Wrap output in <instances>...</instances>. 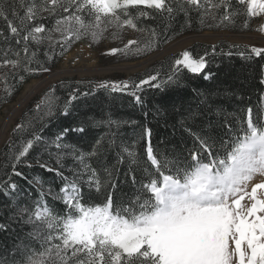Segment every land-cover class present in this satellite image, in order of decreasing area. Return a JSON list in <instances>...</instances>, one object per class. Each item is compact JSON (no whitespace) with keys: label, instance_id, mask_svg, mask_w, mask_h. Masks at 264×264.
<instances>
[{"label":"trees","instance_id":"obj_1","mask_svg":"<svg viewBox=\"0 0 264 264\" xmlns=\"http://www.w3.org/2000/svg\"><path fill=\"white\" fill-rule=\"evenodd\" d=\"M127 21L138 35L125 60H136L184 34L250 31L255 17L248 0H119L109 13L89 0H0V64L14 66L2 78L9 94L0 108L86 32ZM183 55L201 68L183 64ZM43 97L0 147V264L41 253L75 205L135 219L158 205L151 184L166 176L185 183L197 167L223 164L264 129V48L196 42L116 83L70 78ZM38 208L46 209L40 218ZM71 264L161 263L141 248L120 251L114 263L78 254Z\"/></svg>","mask_w":264,"mask_h":264},{"label":"rangeland","instance_id":"obj_2","mask_svg":"<svg viewBox=\"0 0 264 264\" xmlns=\"http://www.w3.org/2000/svg\"><path fill=\"white\" fill-rule=\"evenodd\" d=\"M248 1L250 12L255 17L252 30L238 33L207 30L178 36L161 48L165 47L162 57L153 61L156 58L151 56L148 65L136 70L122 68L141 62L161 49L140 59L125 60L127 48L138 35L135 27L129 21L106 30L105 23L97 25L86 32L84 40L74 44L55 67L29 80L12 102L0 108L1 127L5 115L21 100L25 90L43 79V83L14 114L0 147L10 137L26 106L30 102L32 105L41 102L47 88L63 80L108 79L116 83L167 55L177 52L182 55L185 48L196 42L217 44L227 41L264 48V0ZM89 2L103 13H109L119 5V0ZM204 33L217 36L215 39H202L199 34ZM241 35L255 38H242ZM184 37L192 39L178 46L172 45ZM167 47H170L169 50ZM77 50H81L83 60L67 62L68 71L58 73L62 68L67 69L64 62L67 55ZM182 62L192 70H199L202 66V62L189 60L184 55ZM70 67L78 69L71 70ZM13 68L10 63L0 64V102L9 94L2 78L6 71ZM148 156L155 161L149 150ZM166 180L177 183L181 191L174 193L162 188ZM150 188L158 205L150 214L131 220L114 215L109 206L75 205L76 212L65 221L62 231L52 235L50 244L41 253L31 256L25 264H71L72 258L78 254L92 259L102 257L114 263L120 251L135 252L141 248L157 255L161 264H264V129L252 131L250 138L242 142L223 164L201 165L185 183L166 177L158 185L151 184ZM73 192L72 187L64 191L68 203H72ZM196 193L201 194L203 201L196 198ZM45 213L46 209L38 208L36 216L40 218ZM238 218L245 221L247 229L244 232L238 226ZM47 229L54 231V225Z\"/></svg>","mask_w":264,"mask_h":264},{"label":"bare ground","instance_id":"obj_3","mask_svg":"<svg viewBox=\"0 0 264 264\" xmlns=\"http://www.w3.org/2000/svg\"><path fill=\"white\" fill-rule=\"evenodd\" d=\"M225 35V34H223ZM229 34H226L227 37ZM199 36L202 38V39H215V37L217 36V34H202ZM219 36V35H218ZM242 36V35H241ZM193 38L194 37H198V36H192ZM192 37H184V38H180L179 40H177L176 42H174L172 45H180L182 42H184L185 40H189V39H192ZM199 37V38H200ZM221 37V36H220ZM237 37V36H236ZM243 37H250V38H255V36H252V35H243ZM241 38V37H240ZM262 39V38H261ZM170 45V47L172 46ZM170 47H167L166 49L169 50ZM153 57V56H152ZM152 58H147L141 62H138L136 64H131L130 66H125L123 67L122 69L124 70H136V68H141L143 67L145 64H147ZM79 60H83V57H82V53H81V50H77V51H74L72 52L71 54L67 55L66 59H65V63H66V68L69 66L67 65V62L69 61H74V62H78ZM65 67V65H64ZM68 68L65 69V68H62L61 70H59L58 73H63V72H66L68 71ZM72 68L71 70H77V69H74L73 67H70ZM57 73V72H56ZM43 83V79L39 80L38 82L34 83L33 85L29 86L27 90H25L24 94L22 95L21 97V100L18 101L16 103V105L13 107V109L10 111V112H7V114L5 115L4 119L2 120L1 122V127H0V143L2 141V138L5 134V131L7 130V128L9 127V123L11 122L14 114L17 112L18 108L21 106L22 103H24V101L30 96L32 95V93L37 90V88ZM165 187H162V188H168L170 191H173L174 193H177V192H180L181 191V186H179L177 183H174L172 182L171 180H166L165 181V184H164ZM196 195V198L199 200V201H203L202 197H201V194H195ZM206 201V200H205ZM238 221H239V228L241 227L242 228V232H244L247 227L245 226V221L242 220L241 218H238ZM240 230V229H239ZM246 234V233H245Z\"/></svg>","mask_w":264,"mask_h":264},{"label":"water","instance_id":"obj_4","mask_svg":"<svg viewBox=\"0 0 264 264\" xmlns=\"http://www.w3.org/2000/svg\"><path fill=\"white\" fill-rule=\"evenodd\" d=\"M164 48H165V47H164ZM164 48L161 49V50H159V51H157V52H154L153 54L149 55V56L146 57L145 59H147V58H149V57H151V56H153V58H156V59H154L153 61L159 59L160 57L163 56ZM159 56H160V57H159ZM185 56H186V55H185ZM145 59H143V60H145ZM153 61H152V62H153ZM150 63H151V62H150ZM147 65H148V64H147Z\"/></svg>","mask_w":264,"mask_h":264}]
</instances>
